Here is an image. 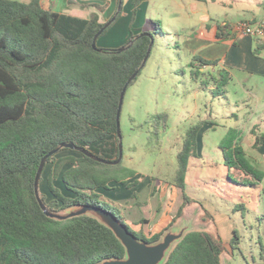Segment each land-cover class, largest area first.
<instances>
[{"label": "trees", "instance_id": "16d2710c", "mask_svg": "<svg viewBox=\"0 0 264 264\" xmlns=\"http://www.w3.org/2000/svg\"><path fill=\"white\" fill-rule=\"evenodd\" d=\"M144 1H133L131 35L123 46L126 49L120 51L93 47L95 36L114 17L106 23L101 21L100 13L108 4L95 5L97 12L85 19L46 9L43 0H0V264H97L126 256L114 232L91 216L67 221L48 218L35 195V178L43 158L65 143L107 161L118 160L121 94L141 75L151 44V37H139L143 31L132 33L138 7ZM123 4L124 0L113 24L121 17ZM216 27L219 41L237 38L230 21L218 22ZM150 33L154 38L159 34L157 30ZM254 39L253 54L258 57L264 53V38ZM218 64L200 57L191 62L192 78L198 82L199 75L206 77L201 85L207 88L213 83L215 97L224 94L231 73L221 69L217 80L202 69ZM136 72L137 77L129 83ZM168 122L167 114H159L146 124L153 123L159 135L160 128L168 129ZM203 125L200 122L189 128L177 155L173 184L181 190L184 201L170 226L194 203L186 193V177L190 160L198 157V135ZM252 134L257 136L254 148H258L264 134ZM237 137L238 130H231L221 142V148L230 150V156L225 155L226 165L248 177L244 185L257 187L264 172L247 159L244 148L234 146ZM64 151L72 154L58 156ZM49 165L46 181L52 200L47 202V195H40L50 210L98 207L127 225L137 238L149 243L160 241L165 230L150 238L133 231L118 215L121 207L101 193L110 191L111 185H139L135 179L138 172L126 167L124 161L117 166L106 165L62 148L48 159L40 188ZM204 212L205 220L211 218ZM238 240L235 231L232 249ZM226 251L219 235L193 231L174 247L164 264H222Z\"/></svg>", "mask_w": 264, "mask_h": 264}, {"label": "rangeland", "instance_id": "374dc122", "mask_svg": "<svg viewBox=\"0 0 264 264\" xmlns=\"http://www.w3.org/2000/svg\"><path fill=\"white\" fill-rule=\"evenodd\" d=\"M146 2L148 0L141 5ZM178 2H181V16H172L178 6L171 8L167 6L165 0H156V3H152L150 7L154 21L144 24V29L136 25L132 26V33H137L139 30L146 33L150 32L146 31L149 29L158 30L159 34L155 38L145 68L125 95L121 115L123 161L126 166L144 175L159 177L163 181L161 186L172 184L177 171V155L183 147L189 128L203 121L206 124L211 121L215 125V130H209L205 134L207 146L203 152L207 165L204 166L200 161L191 159L186 177V193L197 201L209 198L208 193L210 196L214 195L215 197L211 196L209 201L212 204L218 203L220 209L231 213L230 216L237 220L235 229L239 244L233 249L228 247L229 252L223 256V264H264V190L260 189L261 183L257 187L244 185L243 182H249L248 177L225 166L223 158L225 155L230 156V150L218 147L231 129H238L239 122L241 130L238 132L234 146L243 148L244 144L250 156L256 154L251 150L257 138L252 132L264 134V53L257 57L254 54L252 56L251 51H247L246 54L253 58L246 59L241 54L237 58L235 54L239 52L235 51V48L234 56L229 55L226 60L225 57L220 58L223 61L222 66L218 64L216 67H210L215 69L212 74L217 80L220 79L219 70L226 69L231 73L232 79L223 89L224 94L220 97L213 95L215 88L213 83L207 88L202 87L201 84L206 77L199 75V83L192 78L191 62L195 57L188 53L189 48L201 43L190 35L198 32L204 21H210L209 17L214 20L228 17L232 21H237L234 24L236 30L243 23H254L250 21L251 15L248 11L255 13L257 17L264 15L263 9L259 6L264 4V0H220L218 3L179 0ZM141 5L137 14L141 11ZM192 7H195L197 12H194ZM130 8L132 9L127 2L123 4V13H127ZM117 21L107 34L109 32L112 34V31L118 32L121 22L117 23ZM255 24L264 25V22L259 21ZM124 45L125 43L115 46L114 49H120ZM241 47L239 48L243 50V45ZM207 48L215 55L221 52L225 54L230 50L220 43ZM202 55L205 56L203 53ZM240 64L252 65L251 68L254 69L246 70ZM159 114L168 115L169 127L166 130L160 128L161 134L156 135V127L153 123L146 124V122ZM247 128L249 130L245 133ZM68 154H72L71 151H64L58 156ZM250 156L247 159L255 165L256 160ZM215 161H218L220 166L210 167ZM51 167V165L47 167L40 188V192L47 195V202L52 200L46 181ZM263 167L262 165V169ZM216 173L219 175L216 178L218 180L213 183L211 180ZM105 194L109 197L114 195L112 190ZM117 206L121 207L119 204ZM191 209L194 211L197 207L193 204ZM118 215L124 216L122 209Z\"/></svg>", "mask_w": 264, "mask_h": 264}, {"label": "crops", "instance_id": "0c3cea01", "mask_svg": "<svg viewBox=\"0 0 264 264\" xmlns=\"http://www.w3.org/2000/svg\"><path fill=\"white\" fill-rule=\"evenodd\" d=\"M133 1L134 0H124V5L127 2L128 5H131L132 9L130 8L128 12L125 14L122 13L121 17L117 21V23L121 22L118 32L112 31V34L111 32H109L108 34L106 33L107 35L105 34L103 37L98 39L97 45L100 48H114L115 46H119V45L121 46L124 43H126V41L128 40L131 34L130 25H131L133 9H134ZM165 1L167 2L168 7L174 8L175 6H178V8L175 9V11L172 14L173 17L181 16V6H180L181 2H178L179 0H165ZM218 2H220V0L215 3ZM42 3L46 9L67 15H72L75 17L85 18V19H89L93 13L97 12L95 5L104 6L108 4L107 9L103 13H100L101 21L103 23L108 22L113 16L116 15L117 11L119 10V5H118L119 0H43ZM152 3L155 4L156 0H148V2L141 5V11H139L140 13L137 14L134 25L144 29L143 27L144 24H147V22L149 21L150 22L154 21L153 18L154 15L150 9ZM209 3H213V2H209ZM259 6L263 9L262 12H264V4H259ZM191 9L194 12L195 11L197 12V9L195 7H192ZM248 14L251 15L249 17L250 21L264 22V15L261 17H257V15L251 11H248ZM209 19L210 21H204L202 23L200 30L198 32H194L190 35L191 38L197 39V42H201L198 45L189 48L188 53L191 54L192 57H199L201 55L202 56L201 58H204L209 61L219 60V64L222 66L223 61H221L220 58L225 57L224 59L226 60L229 55L234 56L233 50L235 48H236L235 51L239 52L235 54L237 58H239L240 54L242 55V57L244 56L246 59L250 58L248 54H246L247 51L248 52L251 51V54L253 56V49L256 44L255 39L253 37L248 35H240L237 36L236 39H231L226 41H219L216 37V32H217L216 25L218 22L230 21L231 23L235 24V22L237 21H232L228 17H225L224 19H220L222 21L214 20L211 17H209ZM146 31H151V30L146 29ZM218 43L223 44L226 47H229L230 50L229 51L227 50L228 53L222 54L221 52L215 55V53L208 50L207 47H212L213 45ZM242 45H243V50L241 49ZM202 53L205 56H203ZM236 61H233V63H237ZM240 65L243 66L244 69L246 70L254 69L251 68L252 65L250 66L243 64ZM207 69L208 70L211 69L212 72H206L208 71ZM202 70L205 71L208 75L209 73H213V71H215L214 68H210V67H205ZM258 71L261 70L258 69ZM203 123L204 125L198 135V157L192 159H196L200 161V163L205 166L207 165V161L204 158L205 156L203 153L207 146L205 141V134L209 130H215L214 128L215 125L212 124L211 121H209L207 124L205 123V121H203ZM236 130H238V132L239 130H241V125L239 122H238V129ZM248 130H249L248 128L245 129V133H247ZM221 142L218 145V147L220 148H221ZM243 148L245 150L244 144H243ZM251 148H252L251 150L253 152H256V154L250 156L249 153L245 150V152L247 153V157L249 156L253 157L256 160L255 166H257L259 170L264 172V169H262V165L264 166V139L261 140L258 148H254V145H252ZM223 160L225 166H227L225 161V156ZM214 166L218 167L220 166V163L218 161H215L210 165V167H214ZM189 169H190V163H189ZM137 172L138 175L136 176L135 179H138L140 181L138 186L134 188H129L128 186L111 185L112 188L111 190L114 193L112 197H109V195L105 194V192L107 191H101V193L104 194L106 198L111 199V201L121 206L124 215L123 217L126 223L132 228L133 231L137 233H143L147 238H149L155 234H159L163 232L164 230L166 231L169 228L180 225L184 219L185 220L192 219L193 225L196 227V231H207L215 235H219L225 247L227 248V251L225 253L229 252L228 247H231V243L234 239V232L236 231L235 224L237 223V220L234 217L230 216L231 213H226L225 211L220 209L218 203L212 204L209 201V198L211 196L215 197L214 195L210 196L208 193L209 198H204L201 201H197L192 198L194 200V203H192L185 209L183 216L180 219H178V221L174 225L170 226L173 220L176 218L179 209L184 201L181 190L177 188L173 183L172 184L167 183L164 186H161L163 181L160 180L159 177L144 175L139 171ZM218 176L219 175L216 173V176L214 177L213 180H211V182L214 183L215 181H217L218 179L216 178H218ZM203 180L204 179H202L201 182H203ZM260 189L261 191L264 190L263 181L261 182ZM186 190H187V185H186ZM134 195L136 196L134 197ZM193 204L197 207V209H194V211L191 209ZM216 206L219 208H217ZM142 209L144 210L141 211ZM189 209H191V211ZM204 211H207L210 214L211 218H207L205 220L204 218L206 217V213ZM224 254L222 255V264H223Z\"/></svg>", "mask_w": 264, "mask_h": 264}, {"label": "water", "instance_id": "95a60500", "mask_svg": "<svg viewBox=\"0 0 264 264\" xmlns=\"http://www.w3.org/2000/svg\"><path fill=\"white\" fill-rule=\"evenodd\" d=\"M122 0H120V6L121 8ZM117 15L113 17L111 21H109L102 30L95 36L94 38V44L93 47L97 48V41L99 37L102 35V33L109 28ZM148 36L151 37V44L148 50L147 58L144 62V67L146 66L147 61L150 58L152 49L155 44V38L151 35L150 32L142 33L139 37ZM130 47V46H129ZM126 47H123L120 49V51H124ZM138 75V72H136L131 79L129 80V83H131ZM127 92V87L123 90L121 94L120 104H119V110L117 114V128H118V137L121 140V143L119 145V158L118 160L111 162L104 160L102 158H99L95 155H93L91 152L87 151L84 148L78 147L73 143H65L55 149L53 152L48 154L43 160L41 161L40 167L38 169L36 178H35V195L36 198L45 213V215L53 220L56 221H67L72 218L81 217V216H91L95 219H97L99 222L107 226L109 229H111L116 237L119 239V241L122 243L126 250V256L124 258H109L105 259L102 262H99L97 264H164L174 247L180 243L185 236L193 231H196V227L193 225V220H183L180 225L174 226L172 228H169L165 231V233L162 235L160 241L156 243H149L145 240H141L137 238L135 235L130 233L128 230L127 225L123 224L121 221L116 219L112 214L109 212L98 208L94 206H75L71 207L63 212H55L50 210L46 204L41 199L40 195V180L42 177V174L44 172V169L46 167L47 161L50 157L56 155L60 152L62 148L70 149L73 151L80 152L92 159H94L97 162L106 164V165H112L117 166L119 165L124 158L123 154V143H122V131H121V115H122V109L124 104L125 95Z\"/></svg>", "mask_w": 264, "mask_h": 264}, {"label": "built area", "instance_id": "2783aa9c", "mask_svg": "<svg viewBox=\"0 0 264 264\" xmlns=\"http://www.w3.org/2000/svg\"><path fill=\"white\" fill-rule=\"evenodd\" d=\"M239 35H248L253 38H264V25L243 23L235 30Z\"/></svg>", "mask_w": 264, "mask_h": 264}]
</instances>
